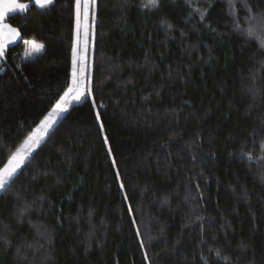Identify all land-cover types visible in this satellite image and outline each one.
<instances>
[{
	"label": "trees",
	"instance_id": "1",
	"mask_svg": "<svg viewBox=\"0 0 264 264\" xmlns=\"http://www.w3.org/2000/svg\"><path fill=\"white\" fill-rule=\"evenodd\" d=\"M24 1L45 48L0 62V168L71 80L75 0ZM146 2L96 0L90 96L1 190L0 264H264V0Z\"/></svg>",
	"mask_w": 264,
	"mask_h": 264
},
{
	"label": "snow or ice",
	"instance_id": "2",
	"mask_svg": "<svg viewBox=\"0 0 264 264\" xmlns=\"http://www.w3.org/2000/svg\"><path fill=\"white\" fill-rule=\"evenodd\" d=\"M55 0H34L35 5L40 9H47L54 4ZM95 6L96 0H75V42L72 48V68L71 80L68 83L66 90L54 101L51 110L39 121L35 129L31 130L27 137L20 143L16 150L7 158V163L0 168V190L5 189L13 180L14 174L24 165L25 160L31 155L34 148L38 147L45 136L48 135V130L56 123L57 118L62 113L68 110L72 101H81L82 98H87L88 93V52H89V36H94L95 28ZM159 6V0H147L144 7L155 8ZM29 5L27 3H19L17 0H0V60L4 59L5 51L10 40L20 37V32L17 28L10 24L4 23L6 17L12 12H25ZM245 7H248L245 5ZM204 13H201L203 19ZM239 27V26H237ZM247 34L250 37L258 35L257 30L249 27ZM83 36V38H81ZM23 44L24 56L31 58L36 54L41 53L45 45L35 36L30 39H24ZM261 46L264 47V38H261ZM3 68H0V72ZM93 107L96 106L95 99H92ZM103 107V105H101ZM96 118L100 121V112L96 111ZM103 122H100V129L103 131ZM104 142H108L107 134L103 136ZM264 148V144H262ZM108 152L111 153L109 146ZM251 158V154H248ZM115 164V159L113 158ZM117 177L119 170L117 169ZM121 182L120 187L123 188ZM139 233V230L137 229ZM143 244V241H141ZM147 253H145V256ZM219 255V253H217Z\"/></svg>",
	"mask_w": 264,
	"mask_h": 264
},
{
	"label": "rangeland",
	"instance_id": "3",
	"mask_svg": "<svg viewBox=\"0 0 264 264\" xmlns=\"http://www.w3.org/2000/svg\"><path fill=\"white\" fill-rule=\"evenodd\" d=\"M33 1V3H34V0H32ZM17 2H19V3H27L28 5H30V2H28V1H24V0H17ZM17 12H19V11H17ZM12 13H14V12H12ZM9 14H11V13H9ZM8 14V15H9ZM4 23H7V24H10L8 21H4ZM10 25H12V24H10ZM13 27H15L14 25H12ZM15 28H17V27H15ZM18 29V28H17ZM81 38H83V36H81ZM21 40H24L23 38H22V36H21V34H20V37H17V38H14V39H12V40H10V42L8 43V46H7V48H6V50L8 49V47L9 46H11V45H14V44H16L17 42H19V41H21ZM89 43H90V37H89ZM25 46V45H24ZM26 47V46H25ZM89 49H90V47H89ZM36 55H38V54H36ZM35 56V55H34ZM33 56V57H34ZM24 58L25 59H30V58H26L25 56H24ZM32 58V57H31ZM0 62H1V60H0ZM91 63H92V59H91V53H90V51L88 52V65H89V68H88V77H89V81H88V93H89V95L87 96V98L90 96V86H91ZM85 98H82L81 99V101L82 100H84ZM80 102V101H79ZM73 103H78L77 101H72V103H71V105L73 104ZM70 105V106H71ZM69 106V107H70ZM69 107H68V109H69ZM63 114L64 113H62L61 114V116L60 117H58L57 118V121H56V123L52 126V128L57 124V122L61 119V117L63 116ZM52 128H50L49 130H48V133L51 131V129ZM46 137V136H45ZM44 137V138H45ZM36 148H34L33 150H32V152L35 150ZM31 152V153H32ZM25 162H26V160H25ZM20 169V168H19ZM18 169V170H19ZM17 170V171H18ZM0 192H1V190H0Z\"/></svg>",
	"mask_w": 264,
	"mask_h": 264
}]
</instances>
